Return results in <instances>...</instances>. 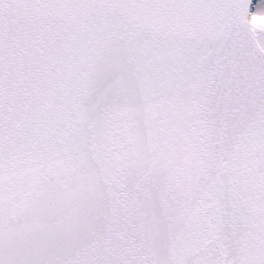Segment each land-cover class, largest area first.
<instances>
[{
  "label": "snow or ice",
  "instance_id": "snow-or-ice-1",
  "mask_svg": "<svg viewBox=\"0 0 264 264\" xmlns=\"http://www.w3.org/2000/svg\"><path fill=\"white\" fill-rule=\"evenodd\" d=\"M0 264H264V0H0Z\"/></svg>",
  "mask_w": 264,
  "mask_h": 264
}]
</instances>
